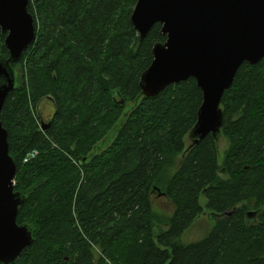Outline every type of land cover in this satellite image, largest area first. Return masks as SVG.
<instances>
[{"label": "trees", "instance_id": "trees-1", "mask_svg": "<svg viewBox=\"0 0 264 264\" xmlns=\"http://www.w3.org/2000/svg\"><path fill=\"white\" fill-rule=\"evenodd\" d=\"M136 1L29 0L35 40L13 65L0 122L26 196L16 223L32 242L9 264H264V57L243 63L221 97L219 163L210 135L185 148L202 102L194 79L141 96L165 36L155 24L139 40ZM153 195L171 202L170 217ZM205 211L206 235L180 243Z\"/></svg>", "mask_w": 264, "mask_h": 264}, {"label": "water", "instance_id": "water-1", "mask_svg": "<svg viewBox=\"0 0 264 264\" xmlns=\"http://www.w3.org/2000/svg\"><path fill=\"white\" fill-rule=\"evenodd\" d=\"M28 3L29 0H0V30L8 52L7 59L0 56V113L16 84L13 65L35 40ZM130 23L139 40L155 24L161 26L165 36L163 43L153 45L152 61L140 75L141 96L154 97L169 85L194 79L202 102L187 137L192 144L208 135L218 140L223 93L243 63L255 65L264 57V0H137ZM15 171L8 154L7 132L0 122L2 264L18 259L32 242L31 228L16 223L18 208L26 196L14 191Z\"/></svg>", "mask_w": 264, "mask_h": 264}, {"label": "rangeland", "instance_id": "rangeland-1", "mask_svg": "<svg viewBox=\"0 0 264 264\" xmlns=\"http://www.w3.org/2000/svg\"><path fill=\"white\" fill-rule=\"evenodd\" d=\"M40 115L44 119H48L49 116L53 112V105L48 100L43 101L42 105L40 107ZM113 133L110 132L106 139L103 140L100 144L102 145L99 149H101L103 146H105L111 139H112ZM185 148L190 144V140L186 136L184 139ZM227 148V142L222 137H218L217 142V149H218V162L220 163L223 159L224 151ZM180 158V157H178ZM201 204L204 206V202L201 201ZM152 205L153 210L163 216V217H170L174 208L170 201H168L164 196L159 195H153L152 198ZM213 225V220L209 217L208 212H203L199 217H197L194 222L183 232V234L179 237L178 241L182 244H188L192 242H196L200 240L202 237L206 235V233L209 231V229ZM165 229V226L155 227L154 231H158V229Z\"/></svg>", "mask_w": 264, "mask_h": 264}, {"label": "built area", "instance_id": "built-area-1", "mask_svg": "<svg viewBox=\"0 0 264 264\" xmlns=\"http://www.w3.org/2000/svg\"><path fill=\"white\" fill-rule=\"evenodd\" d=\"M28 156H29V158H33L35 156V152L30 153ZM26 160L27 159H25L24 162H26Z\"/></svg>", "mask_w": 264, "mask_h": 264}]
</instances>
